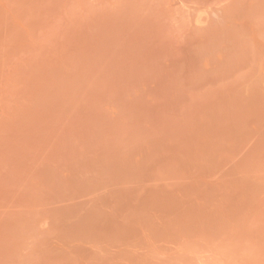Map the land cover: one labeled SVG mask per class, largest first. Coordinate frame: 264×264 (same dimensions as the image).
Returning <instances> with one entry per match:
<instances>
[{
	"label": "rangeland",
	"instance_id": "374dc122",
	"mask_svg": "<svg viewBox=\"0 0 264 264\" xmlns=\"http://www.w3.org/2000/svg\"><path fill=\"white\" fill-rule=\"evenodd\" d=\"M259 37L264 0H0V264H264V184H200L168 98Z\"/></svg>",
	"mask_w": 264,
	"mask_h": 264
},
{
	"label": "crops",
	"instance_id": "0c3cea01",
	"mask_svg": "<svg viewBox=\"0 0 264 264\" xmlns=\"http://www.w3.org/2000/svg\"><path fill=\"white\" fill-rule=\"evenodd\" d=\"M223 56L217 49L195 81H182L177 91L171 86L168 98L186 103L184 116L194 122L185 135L200 137L188 141L200 146L180 151L193 176L219 198L238 199L231 194L264 184V38L231 60Z\"/></svg>",
	"mask_w": 264,
	"mask_h": 264
}]
</instances>
